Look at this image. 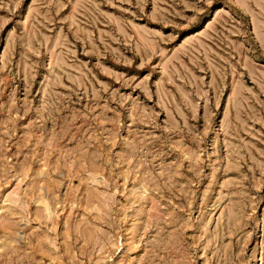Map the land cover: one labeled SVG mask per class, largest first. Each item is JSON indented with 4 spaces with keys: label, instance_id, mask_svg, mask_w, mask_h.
I'll return each instance as SVG.
<instances>
[{
    "label": "rangeland",
    "instance_id": "374dc122",
    "mask_svg": "<svg viewBox=\"0 0 264 264\" xmlns=\"http://www.w3.org/2000/svg\"><path fill=\"white\" fill-rule=\"evenodd\" d=\"M0 264H264V0H0Z\"/></svg>",
    "mask_w": 264,
    "mask_h": 264
}]
</instances>
